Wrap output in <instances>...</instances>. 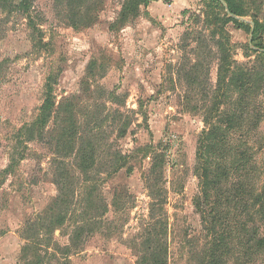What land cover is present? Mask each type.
Segmentation results:
<instances>
[{
    "label": "rangeland",
    "instance_id": "rangeland-1",
    "mask_svg": "<svg viewBox=\"0 0 264 264\" xmlns=\"http://www.w3.org/2000/svg\"><path fill=\"white\" fill-rule=\"evenodd\" d=\"M125 1L96 0L92 23L74 27L63 4L34 0L40 31L31 29L26 17L18 13L1 24L0 264H24L20 258L27 223L44 213L58 194L55 139L63 124L52 119L43 140L30 142L28 149L16 140L18 130L34 121L43 104L50 72L59 74L55 86L59 107L74 108L83 133L100 127L95 129L103 139L96 171L102 168L104 181L95 204L103 198L109 210L100 216L101 229L85 237L70 254L56 250L52 264H138L142 236L151 220L148 146L167 156L162 214L168 222V264H207L211 237L194 204L202 186L195 171L198 142L209 108L221 99V110H237L241 98L226 84L219 88L217 44L227 38L232 61L254 69L257 80L264 73V61L252 51L257 49L250 40L255 15L262 26L257 36L264 39V0H242L248 11L247 27L229 23L226 38L213 25L207 0H154L153 15L142 7L137 15L123 19ZM226 13L220 9L221 16ZM196 62L195 84L190 73ZM223 92L226 97L217 99ZM254 92L251 107L242 112L248 117L256 187L264 195V88L255 85ZM124 126L127 133L121 137ZM116 152L128 156L127 166L108 177L111 155ZM22 153L24 160L4 173L12 158ZM68 161L70 170L81 176L73 157ZM78 205L81 216L83 197ZM259 226L264 238V223ZM73 227L68 222L57 230L54 241L61 247L70 245ZM229 264H264V247L236 250Z\"/></svg>",
    "mask_w": 264,
    "mask_h": 264
},
{
    "label": "trees",
    "instance_id": "trees-1",
    "mask_svg": "<svg viewBox=\"0 0 264 264\" xmlns=\"http://www.w3.org/2000/svg\"><path fill=\"white\" fill-rule=\"evenodd\" d=\"M154 0H126L122 8V17L126 19L137 15L142 7H147ZM228 11L220 15V9L226 11L219 0H207L206 7L212 13L213 25L220 29L226 38L225 26L234 23L241 27L247 24L238 18L248 16L245 3L242 0H224ZM66 8L67 18L74 27L92 23V10L96 9V0H56ZM260 12L259 10L257 11ZM12 13L26 17L28 25L34 31H40L35 23L34 0H0V33L1 24L6 23ZM5 14V16H3ZM208 17L210 13L207 12ZM256 16V15H255ZM254 18L255 29L253 44L257 50V58L264 61V39L257 36L262 28ZM211 17V16H210ZM222 23V24H220ZM216 31V30H215ZM214 31V32H215ZM216 34V33H215ZM225 41L218 42L220 50L219 88L226 84L228 90L238 94L241 98L237 110H221L220 94L218 102L209 108L204 118L206 128L201 134L196 152L195 171L202 180L201 195L195 201V208L201 215L206 230L211 237V248L207 264H229L230 256L236 251L254 250L264 247V238L259 234V223H264V195L256 187L257 168L254 164L252 147L248 140L249 131L246 130L248 117L243 113L251 107L254 86L264 88V73L254 78V69L238 66L232 61V56ZM196 62L191 69V81L197 83L196 73L199 70ZM2 64L0 63V71ZM258 73H256L257 75ZM59 74L50 72L46 80L44 101L34 121L23 125L16 134L19 144H27L36 139L43 140L51 120L63 124L62 132L55 139V179L54 185L58 190L56 198L49 208L37 218L27 223L24 230L25 244L20 260L24 264H52L57 258L56 250L70 254L81 241L93 235L104 225L100 216L107 214L108 206L103 198L95 204V194L101 182L100 163L101 140L93 127L86 133L78 124L74 108L71 105L59 107L56 102L55 86L58 84ZM260 89V88H259ZM221 92V89H220ZM243 111V112H242ZM65 124V125H64ZM127 126L120 130V136H125ZM147 151L152 155L150 173L146 178V185L151 193L150 222L145 227L143 239L137 254L138 264H168L169 249L167 243L168 222L162 214L165 209L164 171L167 162L163 150L148 146ZM73 157L74 167L81 176L71 170L69 158ZM25 154L14 156L10 166L4 173H10L14 167L24 160ZM128 156L116 152L111 155L108 177H112L125 169ZM96 172V173H95ZM82 190L78 196V191ZM81 197L85 202L83 211L78 212ZM101 211V213H100ZM97 213V217H90V213ZM81 218L78 221V218ZM99 218V219H98ZM68 222H73V234L70 245L61 247L54 241V235ZM45 251L42 254L41 251ZM50 250H53L50 253Z\"/></svg>",
    "mask_w": 264,
    "mask_h": 264
},
{
    "label": "water",
    "instance_id": "water-1",
    "mask_svg": "<svg viewBox=\"0 0 264 264\" xmlns=\"http://www.w3.org/2000/svg\"><path fill=\"white\" fill-rule=\"evenodd\" d=\"M221 3H222V5L224 6V8L228 11V6H227V4L225 3V1L224 0H219ZM236 19H238L240 22H244L245 23V20H244V18H238V17H236ZM254 29H255V23L253 22L252 23V36H251V40H250V43L252 44V41H253V33H254Z\"/></svg>",
    "mask_w": 264,
    "mask_h": 264
},
{
    "label": "crops",
    "instance_id": "crops-1",
    "mask_svg": "<svg viewBox=\"0 0 264 264\" xmlns=\"http://www.w3.org/2000/svg\"><path fill=\"white\" fill-rule=\"evenodd\" d=\"M151 2H153L152 4H155V3H156V1H151ZM151 2H150V4H149L147 7H145V8H147L148 10L150 9V10H149L150 13H151L150 15H153V13L151 12V6H152V5H151ZM226 11H227V10H226Z\"/></svg>",
    "mask_w": 264,
    "mask_h": 264
}]
</instances>
